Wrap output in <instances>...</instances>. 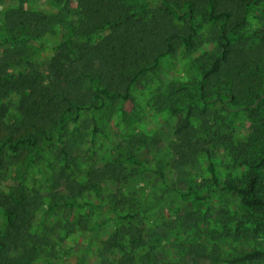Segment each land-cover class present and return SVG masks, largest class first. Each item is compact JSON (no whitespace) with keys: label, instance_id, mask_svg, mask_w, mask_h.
Returning <instances> with one entry per match:
<instances>
[{"label":"trees","instance_id":"1","mask_svg":"<svg viewBox=\"0 0 264 264\" xmlns=\"http://www.w3.org/2000/svg\"><path fill=\"white\" fill-rule=\"evenodd\" d=\"M55 1L69 10L71 0ZM150 1L77 0V14L69 18L67 14L24 8L7 11L0 25V39L8 43L0 54V184L8 170L9 150L18 149L15 137L33 129L42 133L49 129L51 133L76 122L82 110L101 109L108 99H131L138 79L155 71L161 58L181 47L190 53L202 49L193 61L198 75L158 89L155 101L161 110L184 113L174 147L184 166L195 167L199 154L208 151L213 142L226 146L228 172L221 178L213 169L206 187L217 186L235 194L242 214H219L212 231L207 232L210 247L191 246L190 251L231 264H264V244L226 258L221 244L229 237L254 235H260L264 242V16L258 28H247L254 9H261L264 0ZM55 23L64 25L65 31L51 60L38 66L32 61L38 53L33 43L42 46ZM208 25L213 27L204 37L203 29ZM13 95L16 101L11 99ZM209 103L234 115L244 113L249 121L246 137L237 141L234 133L223 134L215 121L225 123L226 116ZM13 106L17 119L11 120ZM64 159L63 170L76 165L72 149L65 152ZM110 163L105 174L111 172L109 178L122 183L123 160L116 158ZM105 174L94 171L86 182L69 183L71 200L100 187ZM186 181L190 180L184 178L183 183ZM119 195H124L121 189L114 197ZM30 202L24 192L15 199L0 195V207L10 223L5 232L0 231L4 264H36L48 245L43 241L49 237L47 232L27 230L24 236L20 231ZM112 207L117 213V206ZM134 207L125 217L118 214L122 223L106 243L117 248V253L112 258L103 257L100 264H171L165 256L153 253L154 246L136 225ZM208 218L196 212L188 216V223L201 230ZM12 246L18 252L15 256L10 253ZM186 248L182 244L180 249ZM186 258L187 254L183 261L188 264Z\"/></svg>","mask_w":264,"mask_h":264},{"label":"rangeland","instance_id":"2","mask_svg":"<svg viewBox=\"0 0 264 264\" xmlns=\"http://www.w3.org/2000/svg\"><path fill=\"white\" fill-rule=\"evenodd\" d=\"M150 2L155 3L154 0ZM14 8L67 14L69 18L77 14V0H71L68 11L55 0H0V25L7 11ZM263 16L264 6L254 9L247 28H258ZM212 27L208 25L203 29L204 37ZM64 31V25L55 23L45 35L42 46L33 43L32 48L38 53L32 61L38 66L49 62ZM7 46L8 43L0 39V54ZM201 52L199 49L190 53L181 47L174 54L161 58L155 71L138 79L131 99H108L101 109L82 110L76 122L51 133L49 129L47 133L33 129L15 137L18 149L9 150L7 154L8 170L0 184V195L15 199L24 192L26 198L31 199L20 231L24 236L27 230L49 235L43 239L48 245L36 264H100L103 257L112 258L117 248L106 243L122 223L118 214L125 217L133 205L136 225L143 228L154 246V254L165 256L171 264H185V254L188 264H231L224 259L201 258L190 251L191 246L210 247L207 232L212 231L219 214L225 211L242 214L240 200L235 194L217 186L206 187L213 169L221 178L228 172L225 166L230 158L226 146L213 142L208 151L199 154L195 167L184 166L174 154L176 130L184 113L175 115L174 110L159 109L154 96L158 89L176 80L194 79L198 70L193 61ZM11 99L16 101V96ZM209 105L226 116L225 123L215 121L223 134L234 133L237 141L246 137L249 121L244 113L234 115L223 110L221 105ZM10 119H17L16 106L10 109ZM70 149L76 157V165L63 170L64 155ZM116 158L124 162L122 183L110 179L111 172L105 174L106 166ZM94 171L105 174L101 186L71 200L69 183L86 182ZM184 178L190 180L186 181L189 184L183 183ZM120 189L124 195L114 197ZM112 205L117 206V213ZM196 212L209 217L201 230L188 223V216ZM9 225L8 214L0 207V231L5 232ZM182 244L187 246L185 251L180 249ZM221 244L226 258L263 247L264 242L260 235H254L229 237ZM10 250L11 256L18 254L13 246ZM4 256L6 253L0 254V264H4Z\"/></svg>","mask_w":264,"mask_h":264}]
</instances>
